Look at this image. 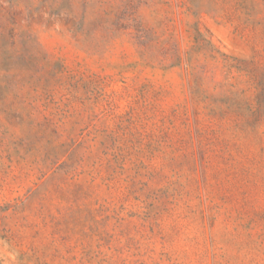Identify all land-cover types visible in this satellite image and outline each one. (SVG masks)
Segmentation results:
<instances>
[{
    "label": "rangeland",
    "instance_id": "rangeland-1",
    "mask_svg": "<svg viewBox=\"0 0 264 264\" xmlns=\"http://www.w3.org/2000/svg\"><path fill=\"white\" fill-rule=\"evenodd\" d=\"M0 264H264V0H0Z\"/></svg>",
    "mask_w": 264,
    "mask_h": 264
}]
</instances>
